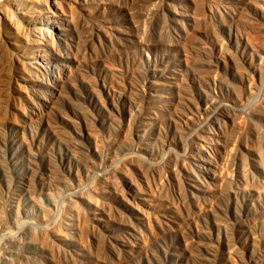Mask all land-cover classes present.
Returning a JSON list of instances; mask_svg holds the SVG:
<instances>
[{"label":"rangeland","instance_id":"374dc122","mask_svg":"<svg viewBox=\"0 0 264 264\" xmlns=\"http://www.w3.org/2000/svg\"><path fill=\"white\" fill-rule=\"evenodd\" d=\"M23 1L0 264H264V0Z\"/></svg>","mask_w":264,"mask_h":264},{"label":"bare ground","instance_id":"6f19581e","mask_svg":"<svg viewBox=\"0 0 264 264\" xmlns=\"http://www.w3.org/2000/svg\"><path fill=\"white\" fill-rule=\"evenodd\" d=\"M24 2L23 0H14L11 2L13 5V8H8L6 3H1L0 1V19L4 24H7L8 26H11L12 28H20L22 27V23L24 24L25 18H24V11H22L21 3ZM55 16H59L58 14L54 13ZM54 29L58 30V21L52 20ZM35 32L39 33L37 37L46 39V36H48L49 33H55L54 30H51L49 27L42 28L37 27L35 29ZM29 60L33 59V62H37L36 57L33 55H28Z\"/></svg>","mask_w":264,"mask_h":264}]
</instances>
